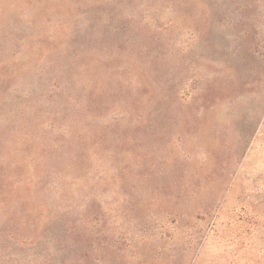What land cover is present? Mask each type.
Masks as SVG:
<instances>
[{
    "label": "rangeland",
    "instance_id": "1",
    "mask_svg": "<svg viewBox=\"0 0 264 264\" xmlns=\"http://www.w3.org/2000/svg\"><path fill=\"white\" fill-rule=\"evenodd\" d=\"M0 264H264V0H0Z\"/></svg>",
    "mask_w": 264,
    "mask_h": 264
}]
</instances>
